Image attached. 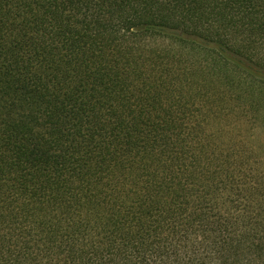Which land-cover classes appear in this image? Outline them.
Returning <instances> with one entry per match:
<instances>
[{"label": "trees", "instance_id": "obj_1", "mask_svg": "<svg viewBox=\"0 0 264 264\" xmlns=\"http://www.w3.org/2000/svg\"><path fill=\"white\" fill-rule=\"evenodd\" d=\"M0 264H264V0H0Z\"/></svg>", "mask_w": 264, "mask_h": 264}]
</instances>
